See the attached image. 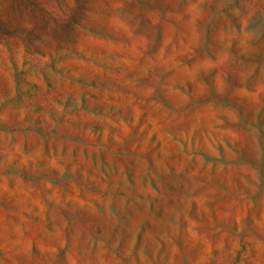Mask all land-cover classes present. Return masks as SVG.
<instances>
[{"label": "rangeland", "instance_id": "1", "mask_svg": "<svg viewBox=\"0 0 264 264\" xmlns=\"http://www.w3.org/2000/svg\"><path fill=\"white\" fill-rule=\"evenodd\" d=\"M0 264H264V0H0Z\"/></svg>", "mask_w": 264, "mask_h": 264}]
</instances>
